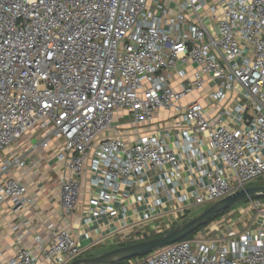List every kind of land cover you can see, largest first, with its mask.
<instances>
[{
	"label": "built area",
	"instance_id": "obj_1",
	"mask_svg": "<svg viewBox=\"0 0 264 264\" xmlns=\"http://www.w3.org/2000/svg\"><path fill=\"white\" fill-rule=\"evenodd\" d=\"M29 134L30 153L57 146L62 221L78 224L87 186L84 223L115 218L126 242L264 180V0H0V205L13 215L31 200L11 174L38 163L10 149ZM248 203L243 226L229 213L128 264H264V199ZM81 257L67 228L0 250V264Z\"/></svg>",
	"mask_w": 264,
	"mask_h": 264
},
{
	"label": "crops",
	"instance_id": "obj_2",
	"mask_svg": "<svg viewBox=\"0 0 264 264\" xmlns=\"http://www.w3.org/2000/svg\"><path fill=\"white\" fill-rule=\"evenodd\" d=\"M181 1L164 0L172 11ZM122 121L123 119H118L120 125L124 124ZM121 132L124 136L123 125L121 126ZM32 138L33 135L29 134L10 149V153L13 155L32 158L37 161L38 165L35 171L27 174L22 173L21 170H16L11 174L12 177L20 179L26 186L27 195L31 202L17 215L10 212L8 205H0V250L4 253V256L10 257L20 248L32 247L34 237L38 235L46 245L53 230L61 228H67L76 238L79 247L82 249L81 258L87 257L83 255L87 250H94L101 246H105L109 250L116 248L118 244H124L123 237L126 232L119 231L120 223L117 219L101 217L89 225L82 220V216L86 214L88 207L90 191L87 186L82 189L78 207L73 217L78 224L73 225L71 221L66 224L62 221L58 180L64 173V169L62 164L56 162L53 156L57 146L52 147L50 150L30 153L29 147ZM217 221L220 220L214 222L217 223ZM25 222L27 224H24ZM215 223H210L208 227L210 228ZM14 227L15 230H13ZM90 255L93 256V254Z\"/></svg>",
	"mask_w": 264,
	"mask_h": 264
},
{
	"label": "water",
	"instance_id": "obj_3",
	"mask_svg": "<svg viewBox=\"0 0 264 264\" xmlns=\"http://www.w3.org/2000/svg\"><path fill=\"white\" fill-rule=\"evenodd\" d=\"M251 196L264 197V185L249 186L206 207L195 217L178 225L171 231L155 238L116 247L99 256L79 258L70 264H115L148 255L160 248L169 246L185 239L190 234L206 226L214 217L224 213L237 202Z\"/></svg>",
	"mask_w": 264,
	"mask_h": 264
},
{
	"label": "rangeland",
	"instance_id": "obj_4",
	"mask_svg": "<svg viewBox=\"0 0 264 264\" xmlns=\"http://www.w3.org/2000/svg\"><path fill=\"white\" fill-rule=\"evenodd\" d=\"M124 124H129V122L130 121H128V120H124V121H122ZM124 124H123V126H124ZM258 184V185H257ZM262 185H264V180H259V181H257V182H255V184H253L252 186H262ZM248 200H249V198H247ZM242 201V200H241ZM240 202V201H239ZM249 202V201H248ZM248 202H246V203H243V204H240V205H238V206H236L235 208H233V210H231L229 213V215H228V218H227V222L225 223V225L226 226H228V225H231L232 227H234V228H238V227H241V226H243L247 221H248V219L251 217V212H249L248 211V205H249V203ZM238 203V202H237ZM236 203V204H237ZM207 206V205H206ZM206 206H197V207H194V208H192L190 211H189V213H188V215H187V217H185V218H181V219H179L177 222H176V225H175V227H177L178 225H181V224H183L185 221H188L189 219H191V218H193V217H195L196 215H198L199 213H201L205 208H206ZM169 218L167 217L166 219H164V220H168ZM213 223H215V222H213ZM222 226H224L223 225V222H220V221H217V223H215V224H213L212 226H210V228L209 227H206L205 229H206V231H208L209 229H213V228H215V227H219V228H221ZM156 233H151L149 236L150 237H152L153 235H155ZM165 234V233H164ZM148 236V237H149ZM147 238V237H146ZM147 240V239H146ZM124 242H126V241H124ZM110 250H112V249H109V250H107V247H105V246H101V247H99V248H96V249H94V250H90V251H85L84 253H83V255L84 256H92V255H90V254H93V256L92 257H95V256H99V255H101V254H103V253H105V252H108V251H110ZM94 254H97V255H94Z\"/></svg>",
	"mask_w": 264,
	"mask_h": 264
},
{
	"label": "trees",
	"instance_id": "obj_5",
	"mask_svg": "<svg viewBox=\"0 0 264 264\" xmlns=\"http://www.w3.org/2000/svg\"><path fill=\"white\" fill-rule=\"evenodd\" d=\"M259 181V180H257ZM256 181V182H257ZM255 184V182L253 183ZM251 184V185H253ZM258 185V184H257ZM251 200H254V199H264V197H261V196H251L249 197ZM249 200L247 198L243 199L242 201L238 202L237 204H235L234 206H232L229 210L225 211L224 213H221L219 215H217L216 217H214L207 225H209L210 223L216 221V220H219L220 218H222L223 216H225L227 213H229L231 210H233V208H235L236 206L240 205V204H243V203H246L248 202ZM240 203V204H239ZM206 225V226H207ZM206 226L200 228L199 230H197L196 232L190 234L189 236H187L185 239L183 240H187L189 239L190 237H192L193 235H195L196 233L200 232L202 229H204ZM160 235H163V234H155L153 235L152 237H147L146 239H150V238H155V237H158ZM182 241V240H181ZM132 243H135V242H132V241H129V242H124V244H118L117 247H121V246H125V245H129V244H132ZM114 248V247H113ZM147 255L145 256H141V257H138V258H143V257H146ZM87 257H92V256H87ZM115 264H128V261H123V262H119V263H115Z\"/></svg>",
	"mask_w": 264,
	"mask_h": 264
}]
</instances>
